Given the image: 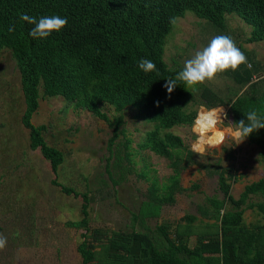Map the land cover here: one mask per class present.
I'll return each mask as SVG.
<instances>
[{
  "label": "trees",
  "instance_id": "16d2710c",
  "mask_svg": "<svg viewBox=\"0 0 264 264\" xmlns=\"http://www.w3.org/2000/svg\"><path fill=\"white\" fill-rule=\"evenodd\" d=\"M187 12L218 33L225 32L227 16H237L251 28L244 42L264 41V0H0V52L11 53L20 75L25 103L22 124L29 130L30 149L40 151L53 174L63 162V155L44 141L45 126L31 123L38 109L40 89L43 97H62L66 103L103 120L112 129L108 147L120 135L125 137L122 113L126 108L134 109L137 119L153 125L140 148L166 159L172 169L167 184L159 187L153 181L149 187L151 203L156 204L154 213L159 205L173 203V195L180 191L178 181L183 169L192 165L205 168L194 160L181 138L169 132L192 125L197 112L187 108L196 97L205 108L226 106L233 123L246 120L244 113L252 110L264 114V76L253 78L258 68L248 58L251 67L241 65L238 71L224 72L238 86L225 97L206 86L191 91L179 82L168 98L166 79L175 78L182 67L166 64L165 42L177 19ZM21 13L37 19L58 15L67 18L68 23L59 33L38 40L29 35L33 26L20 20ZM13 24L15 32H9ZM141 59L154 62L156 71L146 74L140 70ZM102 105L112 107L118 116L110 120L102 112ZM246 141L260 148L264 163V129ZM124 144L127 148L129 140ZM215 173L222 199H206L211 210L203 213L214 222L196 238L193 247L189 248V227L170 235L164 224L157 230L165 244L155 243L145 233L131 231L111 238L106 256L120 264H264V225L243 224L247 209H256L264 216V177L245 185L235 199L227 182L236 180L233 170ZM51 183L58 185L54 180ZM61 190L82 199V219L69 225L86 229L87 194ZM250 196L259 197L260 201L248 202ZM188 219L193 221L194 217ZM102 238L101 234L93 235L94 241ZM92 247L84 236L77 246L82 264L94 260Z\"/></svg>",
  "mask_w": 264,
  "mask_h": 264
},
{
  "label": "rangeland",
  "instance_id": "374dc122",
  "mask_svg": "<svg viewBox=\"0 0 264 264\" xmlns=\"http://www.w3.org/2000/svg\"><path fill=\"white\" fill-rule=\"evenodd\" d=\"M250 31L243 21L231 15L227 16L225 32L218 33L187 12L177 19L166 38L164 61L170 67L183 69L185 61L206 47L214 36L228 35L257 66L258 73L253 78L263 77L264 41L244 42ZM198 86H206L221 97L238 88L224 73ZM202 107L205 108L196 97L187 110L198 112ZM101 108L110 120L118 116L108 105ZM214 108H224L227 112L226 106ZM24 110L15 60L8 50H3L0 52V234L7 238V245L0 251V264H82L77 246L84 236L93 244L95 258L91 264H120L106 256L111 238L135 231L147 234L155 243L165 244L157 230L164 224L170 235L189 227L191 248L214 222L203 213L211 210L206 199H222L215 171L233 170L236 180L227 179V182L235 199L245 185L264 177L258 146L246 140L234 146L231 139H226L219 147L208 149L201 158L190 148L196 139L192 125L175 127L169 132L179 136L194 160L205 168L192 165L183 169L178 181L180 191L173 195V203L159 205L154 213L156 204L151 203L149 187L153 181L159 187L167 184L172 169L166 159L140 148L153 125L137 119L134 109L126 108L122 113L125 137L120 135L108 147L112 129L103 120L66 103L62 97H43L40 89L38 109L31 123L44 125V141L63 155L56 174L51 172L39 150L30 149L29 130L22 124ZM127 139L129 144L125 148ZM53 180L58 185L52 184ZM62 188L78 195L87 194L86 229L69 225L82 219V199L66 195ZM258 201L260 198L256 196L248 200ZM243 224L264 225V216L256 209H247ZM94 234H101L102 240L94 241Z\"/></svg>",
  "mask_w": 264,
  "mask_h": 264
},
{
  "label": "clouds",
  "instance_id": "9594fccd",
  "mask_svg": "<svg viewBox=\"0 0 264 264\" xmlns=\"http://www.w3.org/2000/svg\"><path fill=\"white\" fill-rule=\"evenodd\" d=\"M20 20L33 26L29 35L38 40L49 38L53 32L59 33L68 23L67 18L58 15L41 16L37 19L21 13ZM8 31L15 32V25L10 26ZM241 65L251 67L234 40L228 35H216L206 47L197 51L193 58L185 61L183 69L175 78L166 79L164 88L170 99L179 82H183L187 89L195 91L198 85L214 80L217 74L229 70L238 71ZM138 67L146 74L156 71L155 63L149 59H141ZM244 114L246 120L233 123L224 108L202 107L192 122L191 132L196 139L190 145L191 151L202 158L208 149L219 147L226 139H231L234 146L239 145L254 132L264 129V114L256 110ZM220 125L226 127H218ZM6 245L7 238L0 234V251H3Z\"/></svg>",
  "mask_w": 264,
  "mask_h": 264
}]
</instances>
